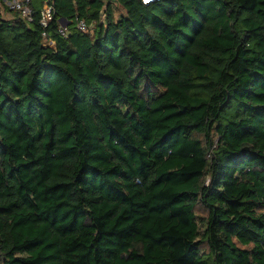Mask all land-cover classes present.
<instances>
[{
  "label": "trees",
  "instance_id": "obj_1",
  "mask_svg": "<svg viewBox=\"0 0 264 264\" xmlns=\"http://www.w3.org/2000/svg\"><path fill=\"white\" fill-rule=\"evenodd\" d=\"M53 4L0 1V264H264V0Z\"/></svg>",
  "mask_w": 264,
  "mask_h": 264
},
{
  "label": "built area",
  "instance_id": "obj_2",
  "mask_svg": "<svg viewBox=\"0 0 264 264\" xmlns=\"http://www.w3.org/2000/svg\"><path fill=\"white\" fill-rule=\"evenodd\" d=\"M4 3L9 9L16 11L22 16L25 20L31 22L33 20L34 11L32 8V0H0ZM154 0H141L143 4H148ZM55 8L53 4V0H41V7L39 10V23L45 28L48 26L49 22H51L55 17ZM75 27L79 32H86L89 30L90 26L85 23L84 20L76 18ZM59 32L61 35L66 36L67 31L65 24H60ZM43 35L45 33L43 32ZM46 44L51 45L53 42L46 41Z\"/></svg>",
  "mask_w": 264,
  "mask_h": 264
},
{
  "label": "rangeland",
  "instance_id": "obj_3",
  "mask_svg": "<svg viewBox=\"0 0 264 264\" xmlns=\"http://www.w3.org/2000/svg\"><path fill=\"white\" fill-rule=\"evenodd\" d=\"M37 1H39V0H37ZM12 15H13V14H10L9 11H5V10H4V12H3V16H4L5 18H11ZM51 45H53V44H51Z\"/></svg>",
  "mask_w": 264,
  "mask_h": 264
},
{
  "label": "water",
  "instance_id": "obj_4",
  "mask_svg": "<svg viewBox=\"0 0 264 264\" xmlns=\"http://www.w3.org/2000/svg\"><path fill=\"white\" fill-rule=\"evenodd\" d=\"M62 24H65L66 20L65 19H61L60 20Z\"/></svg>",
  "mask_w": 264,
  "mask_h": 264
},
{
  "label": "crops",
  "instance_id": "obj_5",
  "mask_svg": "<svg viewBox=\"0 0 264 264\" xmlns=\"http://www.w3.org/2000/svg\"><path fill=\"white\" fill-rule=\"evenodd\" d=\"M65 24H66V22H65Z\"/></svg>",
  "mask_w": 264,
  "mask_h": 264
}]
</instances>
